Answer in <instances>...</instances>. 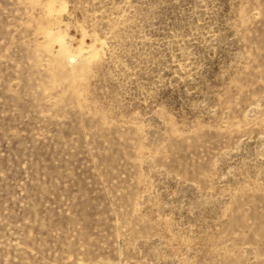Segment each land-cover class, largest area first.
I'll return each mask as SVG.
<instances>
[{
    "label": "rangeland",
    "instance_id": "obj_1",
    "mask_svg": "<svg viewBox=\"0 0 264 264\" xmlns=\"http://www.w3.org/2000/svg\"><path fill=\"white\" fill-rule=\"evenodd\" d=\"M0 264H264V0H0Z\"/></svg>",
    "mask_w": 264,
    "mask_h": 264
}]
</instances>
